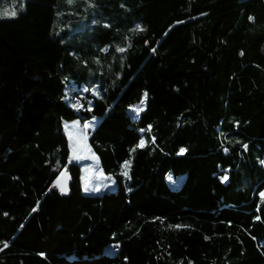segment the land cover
Returning a JSON list of instances; mask_svg holds the SVG:
<instances>
[{
  "label": "trees",
  "instance_id": "16d2710c",
  "mask_svg": "<svg viewBox=\"0 0 264 264\" xmlns=\"http://www.w3.org/2000/svg\"><path fill=\"white\" fill-rule=\"evenodd\" d=\"M77 119L114 182L98 202ZM262 194L264 0H0V264H264ZM44 200L40 239L56 208L98 210L63 253L13 243Z\"/></svg>",
  "mask_w": 264,
  "mask_h": 264
},
{
  "label": "rangeland",
  "instance_id": "374dc122",
  "mask_svg": "<svg viewBox=\"0 0 264 264\" xmlns=\"http://www.w3.org/2000/svg\"><path fill=\"white\" fill-rule=\"evenodd\" d=\"M5 10H11L6 3L3 12ZM90 121H64L63 131L68 139L69 159L72 162L78 163L82 167V185L83 192L86 196L93 201L98 202L100 193L103 190H110L114 187V182L111 177L102 173L97 157L92 152L89 143L87 141V134L92 129L93 122ZM90 125L85 128L84 125ZM77 149V155L81 156V159L73 158V149ZM90 149V151H89ZM93 177V181L89 180ZM87 185L88 190L85 191ZM96 186L90 191V187ZM46 205V200L39 203L35 210H33L31 216L25 221L18 235L15 237L13 243L24 249H32L41 253L47 250L51 252L63 253L69 249V246L74 241H78L82 235L90 228L92 221L97 217L95 209H88L90 207L83 206L80 203L78 206L72 207V211L78 216L77 221H71L70 227H66L58 216L57 208L53 215V221L50 232L46 239H40L39 234L42 231V211L41 209ZM88 210V212H85Z\"/></svg>",
  "mask_w": 264,
  "mask_h": 264
},
{
  "label": "snow or ice",
  "instance_id": "6c2138e0",
  "mask_svg": "<svg viewBox=\"0 0 264 264\" xmlns=\"http://www.w3.org/2000/svg\"><path fill=\"white\" fill-rule=\"evenodd\" d=\"M72 2V0H69V3H71ZM2 15L3 16H11V17H15L16 15H17V13H16V11L15 10H5L3 13H2ZM251 19V18H250ZM140 30H142V29H140ZM120 51L121 52H123V51H125V49H120ZM145 95V100L147 99V93H145L144 94ZM145 100H142L141 101V105H143L144 103H145ZM143 109H142V107H136L135 109H134V111H136V112H139V111H142ZM90 125H88V124H85L84 125V127L85 128H88ZM144 145V141L142 140L141 142H140V146H143ZM245 148H247V145H245L244 146ZM89 151H90V149H89ZM185 151V149H181V154H183V152ZM73 158L74 159H81L82 157L81 156H79V155H77V149L76 148H74L73 149ZM124 168L126 169L125 170V172L123 173L125 176H128V171H127V169H129L130 168V161H126L125 162V164H124ZM228 179V177L227 176H224L223 177V180H227ZM88 190V188H87V185L85 186V191H87ZM61 191L63 192V191H66V188H61ZM262 195H264V194H262ZM35 210V209H34ZM5 247H7V244L5 243V245H4Z\"/></svg>",
  "mask_w": 264,
  "mask_h": 264
},
{
  "label": "water",
  "instance_id": "95a60500",
  "mask_svg": "<svg viewBox=\"0 0 264 264\" xmlns=\"http://www.w3.org/2000/svg\"><path fill=\"white\" fill-rule=\"evenodd\" d=\"M55 187L58 189L60 196H67L70 187V174L65 169L61 172L60 176L54 182ZM61 188H66V191H61Z\"/></svg>",
  "mask_w": 264,
  "mask_h": 264
},
{
  "label": "crops",
  "instance_id": "0c3cea01",
  "mask_svg": "<svg viewBox=\"0 0 264 264\" xmlns=\"http://www.w3.org/2000/svg\"><path fill=\"white\" fill-rule=\"evenodd\" d=\"M89 121H90V120H89ZM95 187H96V186L92 185V186L89 188V189H90V191H91V190H93ZM77 206H78V205H77ZM83 206H85V207H87V208H88V206H86V205H83ZM88 209H91V208H88ZM95 211H96V214H98V210H97V209H95ZM85 212H88V210H86ZM71 246H72V245H70V246H69V249L71 248Z\"/></svg>",
  "mask_w": 264,
  "mask_h": 264
},
{
  "label": "bare ground",
  "instance_id": "6f19581e",
  "mask_svg": "<svg viewBox=\"0 0 264 264\" xmlns=\"http://www.w3.org/2000/svg\"><path fill=\"white\" fill-rule=\"evenodd\" d=\"M94 179H93V177L89 180L90 182H92Z\"/></svg>",
  "mask_w": 264,
  "mask_h": 264
}]
</instances>
